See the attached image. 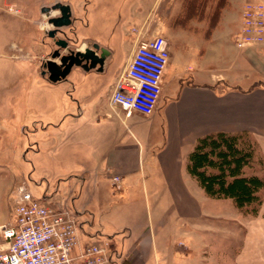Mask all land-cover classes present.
Masks as SVG:
<instances>
[{"label":"rangeland","instance_id":"1","mask_svg":"<svg viewBox=\"0 0 264 264\" xmlns=\"http://www.w3.org/2000/svg\"><path fill=\"white\" fill-rule=\"evenodd\" d=\"M58 1L69 3L72 9V24L61 28L70 38H76L71 47L81 48L98 43L107 48L109 54L115 51L112 68L116 74L125 64L129 48L138 36L135 30L141 28L148 12H157L154 16L159 23L154 27L141 28L145 37L162 34L169 40L172 53L184 57V62L189 60L195 69L198 64L206 69V57L203 56L206 21H190L186 27L175 25L176 18L184 16L185 0H158V6H152L154 0H0V225H9L14 221L17 193L20 187L27 186L35 197L42 200L44 196H63L65 204L75 216L82 245H104L112 257L111 264H127L121 263L122 257L119 258L116 251L125 256L137 237L136 229L131 237L125 227L135 224L137 228L140 222L144 226L150 222L155 224V245L160 250L163 248L161 252L165 249V255L172 257L174 244L186 240L180 220L176 231L172 230L170 235L161 238L164 232L158 225L160 217L157 215L167 210L164 203L161 206L152 201L149 203L141 188L130 189L128 193V190L115 184L108 186L102 183L94 187L89 180L79 181L77 176L83 167L81 160L86 156L80 143L73 139L69 146H65V140L58 138L59 130L50 128L47 129L49 133L41 128L42 123L50 126V120L62 116L63 108L70 103L73 105L75 98L74 89L68 88L66 81L51 82L47 73H43V64L57 45L48 31L40 30L45 16L42 7ZM215 2L212 0L210 5ZM233 10L229 7L224 11L219 25L222 31H228L231 47L228 62L233 61L232 56L236 54L233 47L236 45L235 34L232 32L234 23L230 20ZM57 37L64 35L58 33ZM171 78L169 73L162 90L166 100L171 96V89L165 90V86ZM260 153L264 159L261 147ZM259 168L257 165L255 170L263 174L264 170L259 171ZM194 181L196 187L204 191L195 178ZM199 189H195V197L202 212L187 226L191 232L190 263H171L169 258L168 263L161 264H239L232 259V243L227 245L233 236L229 234L232 232V222L208 219L207 195L203 192V197ZM225 199L234 202L231 198ZM45 202L49 203V200ZM231 202L212 203L209 208H214V212L220 214L217 216L223 218L231 211L245 220L264 216V193L263 203L256 215L239 209L235 204L233 207ZM78 252L75 249L72 253L76 255ZM146 264L156 263L151 260Z\"/></svg>","mask_w":264,"mask_h":264},{"label":"crops","instance_id":"2","mask_svg":"<svg viewBox=\"0 0 264 264\" xmlns=\"http://www.w3.org/2000/svg\"><path fill=\"white\" fill-rule=\"evenodd\" d=\"M247 1L228 0V6L222 9L219 21L210 32L209 19L191 21L207 23L203 53L206 69L199 64L195 69L189 60L184 62V57L180 58L171 51L163 81L164 88L166 76L170 73L172 78L168 84L166 82L165 90L170 88L171 96L166 100L162 94L151 115L140 112L127 115L111 103V94L135 51L136 40L117 74L112 68L113 50L106 57L103 70L74 67L63 80L68 88L75 91L74 104L65 106L62 116L58 115L48 122L50 126L41 124L46 132L51 133L47 130L50 128L59 130L58 138L65 140V146H69L73 139L80 143L86 156L81 160L83 167L77 176L79 181L89 180L94 187L102 183L112 186L113 176L120 175L122 187L128 193L130 189L141 188L149 203L152 201L159 206L164 203L167 210L157 215L160 217L158 225L164 232L161 238L170 235L172 230L176 231L180 220L186 242L174 244L172 257L165 255V249L161 252L163 248L160 250L155 245L153 222L146 226L140 222L137 228L135 224L126 226L131 237L136 229L137 237L124 257L117 252L119 258L122 257L121 263L146 264L153 260L161 264L168 263L169 258L171 263H190L191 232L187 226L189 221L199 217L202 209L195 197V189L199 188L186 170V161L199 137L217 131H247L258 141L264 154V44L244 48L231 44L236 48V54L232 56L233 61L228 62V50L231 48L228 31L219 27L224 11L232 7L230 20L234 23L232 32L236 35L242 25V12ZM157 2L154 0L152 6H158ZM160 4L163 2L160 1ZM213 5L208 7V11ZM150 13L146 14L141 28L154 27L159 23L154 16L157 12ZM140 29L135 30L137 35ZM33 125L36 126V123L33 122ZM203 192L200 190L199 194L204 197ZM218 200L211 201L206 196V217L211 221L219 218L232 222L229 234L233 236L227 245L232 243L234 263L264 264V216L245 220L231 211L226 218L218 217L220 214L214 212V208L210 209L209 205L231 202L225 198ZM43 202L66 205L61 195L44 196ZM232 204L235 207V203ZM172 221H175L174 225ZM81 246L80 241V245L73 250H80Z\"/></svg>","mask_w":264,"mask_h":264},{"label":"built area","instance_id":"3","mask_svg":"<svg viewBox=\"0 0 264 264\" xmlns=\"http://www.w3.org/2000/svg\"><path fill=\"white\" fill-rule=\"evenodd\" d=\"M137 36V46L128 66L111 94V103L127 115H151L160 100L164 75L170 57L169 40L162 34ZM236 46L264 44V0H249L242 12V25L235 35ZM120 175L113 184L122 187ZM75 216L67 205L52 206L20 187L15 217L11 224L0 225V264H111L107 247L80 245ZM117 254V251H116Z\"/></svg>","mask_w":264,"mask_h":264},{"label":"trees","instance_id":"4","mask_svg":"<svg viewBox=\"0 0 264 264\" xmlns=\"http://www.w3.org/2000/svg\"><path fill=\"white\" fill-rule=\"evenodd\" d=\"M185 0L184 16L175 25L186 27L193 19H209L210 32L220 19L228 0ZM264 159L258 141L247 131H217L199 137L187 156L186 170L195 178L207 196L231 198L235 205L248 213L258 214L263 203ZM253 170L249 172V170Z\"/></svg>","mask_w":264,"mask_h":264},{"label":"water","instance_id":"5","mask_svg":"<svg viewBox=\"0 0 264 264\" xmlns=\"http://www.w3.org/2000/svg\"><path fill=\"white\" fill-rule=\"evenodd\" d=\"M52 11H59L58 17H52ZM42 12L48 15V22L54 25L53 29L48 31V35L54 38L57 48H55L43 64V73L48 75L51 82H58L67 78L68 74L74 67H81L85 70L96 68L103 70L104 62L109 54L107 48L93 43L92 46L86 45L76 50H70L68 53L63 52L64 49L69 50L68 39L66 37H57L58 33L67 36L66 31L61 28L69 26L73 22L72 9L69 3L56 2L51 6H43Z\"/></svg>","mask_w":264,"mask_h":264},{"label":"clouds","instance_id":"6","mask_svg":"<svg viewBox=\"0 0 264 264\" xmlns=\"http://www.w3.org/2000/svg\"><path fill=\"white\" fill-rule=\"evenodd\" d=\"M59 15H60L59 11H52L51 12L52 17H58ZM47 21H48V15H45L44 16V22L41 25V29H40L41 31H50L53 29L54 25L49 24Z\"/></svg>","mask_w":264,"mask_h":264},{"label":"flooded vegetation","instance_id":"7","mask_svg":"<svg viewBox=\"0 0 264 264\" xmlns=\"http://www.w3.org/2000/svg\"><path fill=\"white\" fill-rule=\"evenodd\" d=\"M70 26V25H69ZM75 28V27H74ZM75 35H76V33L75 32H73ZM64 37H66L67 39H68V46L70 47V49L69 50H67L65 53H68L70 50H76V49H78V48H75V47H71V45L70 44H75V42L74 41H76V38L75 37H71L70 38V36L67 34V36H64ZM93 45V43L90 45V46H92ZM105 63V62H104ZM104 68V67H103Z\"/></svg>","mask_w":264,"mask_h":264},{"label":"bare ground","instance_id":"8","mask_svg":"<svg viewBox=\"0 0 264 264\" xmlns=\"http://www.w3.org/2000/svg\"><path fill=\"white\" fill-rule=\"evenodd\" d=\"M46 15V14H45Z\"/></svg>","mask_w":264,"mask_h":264}]
</instances>
